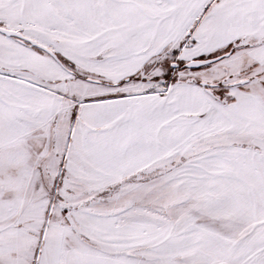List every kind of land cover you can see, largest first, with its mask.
<instances>
[{
  "label": "snow or ice",
  "instance_id": "obj_1",
  "mask_svg": "<svg viewBox=\"0 0 264 264\" xmlns=\"http://www.w3.org/2000/svg\"><path fill=\"white\" fill-rule=\"evenodd\" d=\"M0 264H264V0H0Z\"/></svg>",
  "mask_w": 264,
  "mask_h": 264
}]
</instances>
